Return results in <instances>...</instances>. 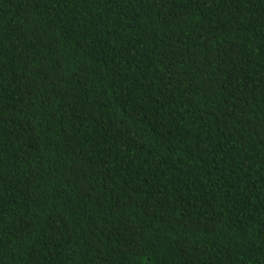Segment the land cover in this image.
<instances>
[{"label":"trees","instance_id":"obj_1","mask_svg":"<svg viewBox=\"0 0 264 264\" xmlns=\"http://www.w3.org/2000/svg\"><path fill=\"white\" fill-rule=\"evenodd\" d=\"M0 264H264V0H0Z\"/></svg>","mask_w":264,"mask_h":264}]
</instances>
